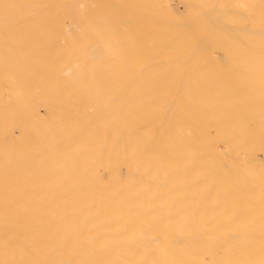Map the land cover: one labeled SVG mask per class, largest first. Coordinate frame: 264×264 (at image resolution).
<instances>
[{
	"label": "bare ground",
	"instance_id": "bare-ground-1",
	"mask_svg": "<svg viewBox=\"0 0 264 264\" xmlns=\"http://www.w3.org/2000/svg\"><path fill=\"white\" fill-rule=\"evenodd\" d=\"M179 2L0 0V264H264V0Z\"/></svg>",
	"mask_w": 264,
	"mask_h": 264
},
{
	"label": "rangeland",
	"instance_id": "rangeland-1",
	"mask_svg": "<svg viewBox=\"0 0 264 264\" xmlns=\"http://www.w3.org/2000/svg\"><path fill=\"white\" fill-rule=\"evenodd\" d=\"M176 1H177V2H176ZM176 1L174 0V5H177L178 2H179V0H176ZM171 2H173V0H170V3H171ZM172 4H173V3H172ZM177 6H179L181 10L184 9V4H183V3L181 4V2H179V5H177Z\"/></svg>",
	"mask_w": 264,
	"mask_h": 264
}]
</instances>
